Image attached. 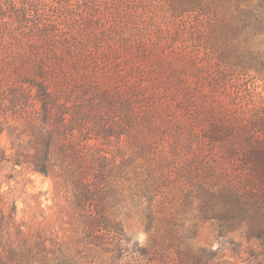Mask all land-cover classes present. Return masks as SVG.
I'll use <instances>...</instances> for the list:
<instances>
[{"label":"trees","instance_id":"16d2710c","mask_svg":"<svg viewBox=\"0 0 264 264\" xmlns=\"http://www.w3.org/2000/svg\"><path fill=\"white\" fill-rule=\"evenodd\" d=\"M142 1L100 0L105 9L79 3L80 15H54L48 0H0V137L13 152L9 160L0 146V169L11 161L53 179L70 195L76 236L68 246L23 232L0 191V264H226L211 250L183 246L182 225L163 226L172 221L163 196L170 174L159 157L172 126L179 125L178 145L188 137L187 110L194 159L207 166L186 204L199 200L204 218L227 230L244 224L264 245V114L249 113L228 92L233 75L264 77V0L172 5L164 16L196 15L218 51L190 56L193 80L182 73L174 89L148 70L154 62L144 63L143 36H135V49L124 37ZM178 94L182 103L188 96V109ZM144 200L147 232H155L140 246L125 236L120 216Z\"/></svg>","mask_w":264,"mask_h":264},{"label":"rangeland","instance_id":"374dc122","mask_svg":"<svg viewBox=\"0 0 264 264\" xmlns=\"http://www.w3.org/2000/svg\"><path fill=\"white\" fill-rule=\"evenodd\" d=\"M68 1H70L69 5ZM48 2L50 4L46 3L47 8L49 7L54 15H80V10L85 6L79 3L88 6L100 5V0H48ZM181 3H188V0H173V2L172 0H143L136 8L141 15L133 16V19L128 21L126 28L123 29L124 37H130L128 45H134V47L131 46L132 49L137 47L134 41L135 36L138 34L143 36L140 47L144 49L146 55L144 63L154 62L151 63L154 64L153 69L148 67V70L153 71V76L156 73L169 78L168 82L172 85V89L182 85L175 80L182 73H185L187 83L191 84L193 79L188 74L190 56L198 53L205 60L209 52L218 55L216 49L211 50L213 47L210 45V30L206 22L201 21L198 25L193 19L196 15L188 13L174 21L164 16V14L171 15L172 12L169 9L172 5ZM100 6L103 8L102 5ZM84 11L87 10L84 9ZM251 44L254 43L251 42ZM150 73L149 76H151ZM231 79L228 92L232 94V99L234 98V101L249 113L259 117L263 116L264 77L249 72L233 75ZM177 96L179 98L177 101L180 102L178 106L188 109V102H186L188 96L184 101L186 104L182 103L181 94ZM167 98L170 97L167 96ZM183 116L186 120L182 127L188 137H185L178 145L176 132L179 125L178 127L177 124L175 125L177 128L172 126V130L168 132V137H165L163 143L166 155L159 157L162 159H159V163L165 174H170L167 180L170 183L163 191V196L166 198V206L169 207L167 216L172 218V221H164L163 226L174 225L173 228H176L178 226L175 225H182L183 228L176 229H178L177 236L181 238L179 241L183 246L191 244L211 250L226 264H264L263 241L249 239L246 225L227 230L224 226L221 227L223 224L216 219L204 218L205 216L200 211L199 200H189L192 204H186V194L190 191L194 193L197 191L198 184L205 177L204 169L207 165H203L205 161L194 159L193 151L196 149L197 141L189 135L188 120L191 115L187 110ZM0 146L10 160L13 152L5 134L0 137ZM189 171L190 174L197 175L191 176L188 181ZM185 180L188 182L185 183ZM0 191L10 206L15 204V220L23 232L35 235L37 231H42L46 237L68 246L75 242L76 236H74L75 232L70 218V215L72 216L70 195L58 188L53 179L19 167L14 169L9 161L0 169ZM146 206L145 201L142 205H138V208L133 209L132 206L129 213L120 216L125 236L140 246H145L150 235L155 232L154 228L147 232L148 224L144 214ZM157 219L160 220L163 217L160 216ZM166 234L165 230H159L155 235L159 239H167Z\"/></svg>","mask_w":264,"mask_h":264}]
</instances>
